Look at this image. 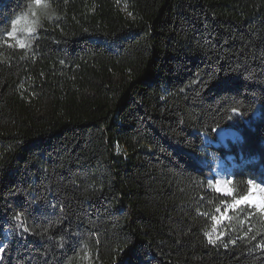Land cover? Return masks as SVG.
Returning a JSON list of instances; mask_svg holds the SVG:
<instances>
[{
  "label": "trees",
  "instance_id": "obj_1",
  "mask_svg": "<svg viewBox=\"0 0 264 264\" xmlns=\"http://www.w3.org/2000/svg\"><path fill=\"white\" fill-rule=\"evenodd\" d=\"M259 168L264 0H0V264H264Z\"/></svg>",
  "mask_w": 264,
  "mask_h": 264
},
{
  "label": "rangeland",
  "instance_id": "obj_2",
  "mask_svg": "<svg viewBox=\"0 0 264 264\" xmlns=\"http://www.w3.org/2000/svg\"><path fill=\"white\" fill-rule=\"evenodd\" d=\"M18 21H19V23H17L15 25V28L12 31V35L11 36L7 35V38L11 41L12 44H16V45L20 46L19 42L24 43L26 41V37L28 35V28L31 25L33 19L30 16H27V17H23V18H18ZM231 129H234V128H231ZM234 130H236V129H234ZM236 132H238V131L236 130ZM215 135H216V133H215ZM238 138H241L240 133L237 135L234 134V137L229 138L226 142H223L221 140L218 141L217 135H216V140L211 139L207 135L204 137V140L207 144H212L213 146H216V147L222 146L224 148H228V142L229 141L235 142L236 139H238ZM215 142H217V144ZM244 161L246 162V157L240 158L238 156V159H236L235 156L233 154H230V153L227 154L224 158L219 157L215 161H213V163H214L213 172L216 174L215 189L218 192H220L221 194L230 195L231 191L221 192L219 190L218 180L221 179L223 184L225 186H227L228 189H231V187H230L231 171L233 168H235L237 165H239V163H241V162L244 163ZM250 181H253L254 183L251 184V190H250L249 194L252 191H254V192L258 193L264 201V172H263V170H260V168H259L257 171H254L253 173H251ZM252 206H254V205H252ZM254 207H256V206H254ZM256 208H258V207H256ZM258 209H260V208H258ZM226 217H227L226 212H220L219 213V215L215 218L214 226L211 228V230H209L207 232L208 238L211 236V238L213 240L215 238V236H219L217 227L221 221L226 219Z\"/></svg>",
  "mask_w": 264,
  "mask_h": 264
},
{
  "label": "snow or ice",
  "instance_id": "obj_3",
  "mask_svg": "<svg viewBox=\"0 0 264 264\" xmlns=\"http://www.w3.org/2000/svg\"><path fill=\"white\" fill-rule=\"evenodd\" d=\"M35 3L37 5H39L41 3V0H35ZM17 23H19L18 20H14L12 22L13 28H15V25ZM29 31H34V29H29ZM8 35L11 36L12 33H9ZM19 44H20V47H24V43L23 42H19ZM249 183L253 184L254 182L253 181H249ZM228 191H231V189H228ZM243 204H252V205L260 208L262 211H264V202L258 201L257 198L251 197V196H243L240 199H237L236 201H234L233 207H238V206L243 205ZM16 219L20 220V217L17 216ZM209 239H210V242H213V243L215 242L214 240H212L211 236L209 237ZM217 239H219V237H217ZM225 247H227V245H225ZM262 247H264V245H262ZM3 251H4V249L0 248V253H3Z\"/></svg>",
  "mask_w": 264,
  "mask_h": 264
},
{
  "label": "bare ground",
  "instance_id": "obj_4",
  "mask_svg": "<svg viewBox=\"0 0 264 264\" xmlns=\"http://www.w3.org/2000/svg\"><path fill=\"white\" fill-rule=\"evenodd\" d=\"M215 133L218 137V141H223V142H226L229 138H233L234 137V134H236L237 132L233 129H224V128H217L215 130ZM217 144V142H215ZM218 188L221 192H226L228 191V187L225 186L222 182L221 179L218 180ZM251 190V189H250ZM247 196H251V197H255L258 199V201H261V202H264L263 199L261 198V196L252 191L250 194H248Z\"/></svg>",
  "mask_w": 264,
  "mask_h": 264
},
{
  "label": "built area",
  "instance_id": "obj_5",
  "mask_svg": "<svg viewBox=\"0 0 264 264\" xmlns=\"http://www.w3.org/2000/svg\"><path fill=\"white\" fill-rule=\"evenodd\" d=\"M239 157L240 158H244L243 154L242 153H239ZM246 160H249V158L247 157ZM215 174V173H214ZM216 175V174H215Z\"/></svg>",
  "mask_w": 264,
  "mask_h": 264
},
{
  "label": "water",
  "instance_id": "obj_6",
  "mask_svg": "<svg viewBox=\"0 0 264 264\" xmlns=\"http://www.w3.org/2000/svg\"><path fill=\"white\" fill-rule=\"evenodd\" d=\"M214 133H215V131H214ZM237 134H239V133L237 132L236 135H237ZM240 136H241V135H240ZM222 163H223V162H222ZM250 189H251V188H250ZM231 193H232V191H231ZM231 193H230V194H231ZM233 203H234V202H233ZM233 203H232V205H233ZM250 205L252 206V204H250Z\"/></svg>",
  "mask_w": 264,
  "mask_h": 264
}]
</instances>
